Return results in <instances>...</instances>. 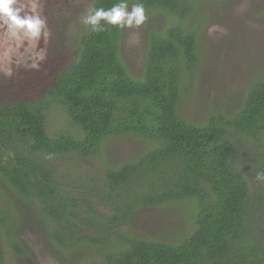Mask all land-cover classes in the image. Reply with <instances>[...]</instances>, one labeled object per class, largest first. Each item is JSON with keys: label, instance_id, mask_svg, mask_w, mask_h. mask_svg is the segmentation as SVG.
Masks as SVG:
<instances>
[{"label": "trees", "instance_id": "1", "mask_svg": "<svg viewBox=\"0 0 264 264\" xmlns=\"http://www.w3.org/2000/svg\"><path fill=\"white\" fill-rule=\"evenodd\" d=\"M121 2L165 18L146 36L139 74L121 60L122 27L101 21L104 30L96 32L84 23L71 61L39 97L0 102V179L50 247L62 254L93 250L75 264H264V76L247 86L236 111L186 119L185 77L201 62L202 22H193L199 1L91 0L87 16ZM53 104L73 131L48 134ZM114 137L148 146L116 168L60 173L64 159L87 158ZM190 199L192 229L175 241L130 231L138 208ZM14 207L1 194L0 264L3 246L29 256Z\"/></svg>", "mask_w": 264, "mask_h": 264}, {"label": "rangeland", "instance_id": "2", "mask_svg": "<svg viewBox=\"0 0 264 264\" xmlns=\"http://www.w3.org/2000/svg\"><path fill=\"white\" fill-rule=\"evenodd\" d=\"M193 22L201 21L199 45L201 62L193 77H185L188 91L180 112L194 122H202L211 112L232 113L240 106L247 86L264 76V0H197ZM91 0H16L20 15H38L44 21L39 38L13 36L0 22V102L32 100L51 84L56 72L72 57ZM134 3H129L130 12ZM139 26L122 27L120 57L133 75L140 72L146 36L164 24V16L145 10ZM54 106V107H52ZM47 112V131L51 136L70 132L63 110L53 104ZM261 137L264 142V133ZM135 137H114L84 159H64L60 173L116 168L147 148ZM83 167V168H82ZM0 193L14 204L16 232L29 256L18 258L3 246L6 264H75L93 256L83 248L75 254H62L50 247L27 208L0 179ZM0 194V197H1ZM194 200H185L158 209L138 208L130 217V231L148 240L172 242L192 229ZM77 258V259H76Z\"/></svg>", "mask_w": 264, "mask_h": 264}, {"label": "clouds", "instance_id": "3", "mask_svg": "<svg viewBox=\"0 0 264 264\" xmlns=\"http://www.w3.org/2000/svg\"><path fill=\"white\" fill-rule=\"evenodd\" d=\"M16 0H0V22L7 25L13 36L23 35L28 38H39L44 27V21L38 15L21 16V8L14 7ZM124 2L113 5L110 9H92L84 19L85 24L92 26L93 31L104 30L101 21L119 27L139 26L145 20V10L137 3L129 12Z\"/></svg>", "mask_w": 264, "mask_h": 264}]
</instances>
